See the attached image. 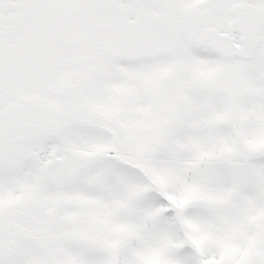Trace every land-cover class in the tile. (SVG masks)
<instances>
[{
	"label": "snow or ice",
	"instance_id": "1",
	"mask_svg": "<svg viewBox=\"0 0 264 264\" xmlns=\"http://www.w3.org/2000/svg\"><path fill=\"white\" fill-rule=\"evenodd\" d=\"M0 264H264V0H0Z\"/></svg>",
	"mask_w": 264,
	"mask_h": 264
}]
</instances>
